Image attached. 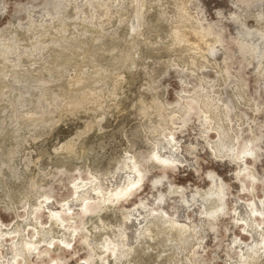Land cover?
Returning <instances> with one entry per match:
<instances>
[{
    "label": "rangeland",
    "instance_id": "obj_1",
    "mask_svg": "<svg viewBox=\"0 0 264 264\" xmlns=\"http://www.w3.org/2000/svg\"><path fill=\"white\" fill-rule=\"evenodd\" d=\"M255 237L264 0H0V264H264Z\"/></svg>",
    "mask_w": 264,
    "mask_h": 264
},
{
    "label": "bare ground",
    "instance_id": "obj_2",
    "mask_svg": "<svg viewBox=\"0 0 264 264\" xmlns=\"http://www.w3.org/2000/svg\"><path fill=\"white\" fill-rule=\"evenodd\" d=\"M135 170V169H134ZM216 186V185H215ZM83 188V187H82ZM218 188V187H217ZM80 189V188H79ZM123 190V189H122ZM82 193V192H81ZM80 194V193H79ZM121 194V193H120ZM213 196H216L217 199L216 200H219V205L216 209L212 210L213 212H211V215H214V214H218V213H221L224 211V207L226 206V202H225V195H224V192L223 191H216V192H213L212 193ZM255 206V205H254ZM51 207V206H50ZM49 207V205H46L45 208L48 210L49 212V217L51 219H55L56 221H60L61 218H60V213L56 210H52L51 208ZM55 209V208H54ZM72 211V209H66V212L67 213H70ZM254 211V210H253ZM255 211H258V210H255ZM137 211H134V212H131L129 217L127 218V221L130 222V223H133L137 226V235H141L143 233H145L146 235L145 236H148L147 235V232H149L151 230L150 228V224H151V220H150V216H153L155 215L158 211L154 210V209H149L146 211V213L144 214H140V213H136ZM224 213V212H223ZM72 214V212H71ZM159 214V213H157ZM156 214V215H157ZM167 216V215H166ZM216 216V215H215ZM254 218V217H253ZM54 221V220H53ZM172 224V223H171ZM173 224L175 226L179 225V221H174ZM172 224V225H173ZM185 224V223H184ZM152 227V225H151ZM178 227V226H177ZM189 226L188 225H183L181 226L182 229H187ZM179 228V227H178ZM151 233V232H150ZM143 236V235H142ZM122 238L124 240H126L127 236L125 234H122ZM264 239L260 238V237H255V239L253 240V243L252 244H249V245H246L240 241H237V244L239 245V248L242 249L243 252H246V255L244 256H248L249 252H251V254L253 255H257L260 253V251L263 252L264 254V247H262V249L257 250L256 249V245L258 244H261L263 242ZM69 245V244H68ZM31 248H34L36 251H37V248H35L34 246H31ZM33 249V250H34ZM35 251V252H36ZM252 255V256H253ZM244 256L241 257V260L244 261ZM251 257V256H250ZM15 260V259H14ZM246 260V259H245ZM6 261V260H5ZM241 262V261H240ZM242 263V262H241ZM6 264H10L9 262H7Z\"/></svg>",
    "mask_w": 264,
    "mask_h": 264
}]
</instances>
